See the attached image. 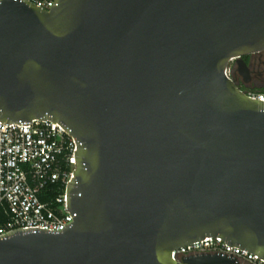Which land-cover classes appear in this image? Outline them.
<instances>
[{"label":"water","instance_id":"obj_1","mask_svg":"<svg viewBox=\"0 0 264 264\" xmlns=\"http://www.w3.org/2000/svg\"><path fill=\"white\" fill-rule=\"evenodd\" d=\"M264 50V0H0V120L76 139L74 222L0 236V264H239L174 250L221 237L264 259V101L230 79Z\"/></svg>","mask_w":264,"mask_h":264},{"label":"built area","instance_id":"obj_2","mask_svg":"<svg viewBox=\"0 0 264 264\" xmlns=\"http://www.w3.org/2000/svg\"><path fill=\"white\" fill-rule=\"evenodd\" d=\"M50 10L54 0H27ZM239 57L229 59L225 72L238 88L264 101V91L244 85L238 71ZM75 136L58 121L32 119L28 125L0 120V236L14 230L41 227L62 230L74 222L68 204V184L77 170ZM203 253L233 255L239 264H264L258 255L230 246L221 237L186 244L173 251L182 257Z\"/></svg>","mask_w":264,"mask_h":264},{"label":"flooded vegetation","instance_id":"obj_3","mask_svg":"<svg viewBox=\"0 0 264 264\" xmlns=\"http://www.w3.org/2000/svg\"><path fill=\"white\" fill-rule=\"evenodd\" d=\"M245 58L247 59V62L250 67L251 81L254 77L260 78L264 76V50L250 54ZM251 81L249 83L244 82V85L246 87H249Z\"/></svg>","mask_w":264,"mask_h":264},{"label":"rangeland","instance_id":"obj_4","mask_svg":"<svg viewBox=\"0 0 264 264\" xmlns=\"http://www.w3.org/2000/svg\"><path fill=\"white\" fill-rule=\"evenodd\" d=\"M264 87V76L262 77H254L253 80L251 81V84L248 89L251 90H259Z\"/></svg>","mask_w":264,"mask_h":264},{"label":"trees","instance_id":"obj_5","mask_svg":"<svg viewBox=\"0 0 264 264\" xmlns=\"http://www.w3.org/2000/svg\"><path fill=\"white\" fill-rule=\"evenodd\" d=\"M246 59V58H245ZM246 61H247V59H246ZM261 90L262 91H264V87L263 88H261ZM3 220V217L0 215V222Z\"/></svg>","mask_w":264,"mask_h":264}]
</instances>
